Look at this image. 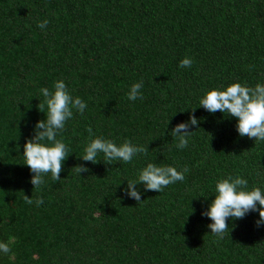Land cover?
<instances>
[{
    "label": "trees",
    "instance_id": "1",
    "mask_svg": "<svg viewBox=\"0 0 264 264\" xmlns=\"http://www.w3.org/2000/svg\"><path fill=\"white\" fill-rule=\"evenodd\" d=\"M57 80L88 107L58 133L70 153L61 180L35 187L23 145L46 115L40 90ZM140 81L143 99L128 100ZM233 82H264V0H0V241L13 247L0 264H264L258 213L230 219L222 237L201 214L220 179L264 185V141L198 107L204 90ZM195 107L205 119L179 149L171 129ZM89 128L147 155L84 162ZM148 163L190 171L161 192L138 185V202L126 178Z\"/></svg>",
    "mask_w": 264,
    "mask_h": 264
},
{
    "label": "clouds",
    "instance_id": "2",
    "mask_svg": "<svg viewBox=\"0 0 264 264\" xmlns=\"http://www.w3.org/2000/svg\"><path fill=\"white\" fill-rule=\"evenodd\" d=\"M48 21L44 20L38 24L40 29H46ZM193 61L185 57L180 61L179 67L191 68ZM143 82H135L131 85L127 99L136 101L143 99ZM45 98L47 111L45 118L34 125V135L23 145V158L32 173L31 183L38 187L45 183V176L51 174L54 181L61 180L62 166L70 155L67 146L62 139H58L60 133L74 115V109L84 114L88 105L79 97H73L64 80L54 82L53 88L44 87L40 90ZM199 106L207 112L215 114L223 113L224 118H236V131L240 137H248L257 141H264V82H258L255 86L233 82L227 86L206 89L199 98ZM188 118L176 124L171 129L173 139L178 138L176 147L184 149L189 144V139L194 133L190 130L192 126L200 128L204 117H197L195 109ZM190 108L179 112H188ZM177 114V112H176ZM171 121V119H170ZM169 121V123H170ZM168 123V125H169ZM90 140L84 147L83 155L79 156L84 162L98 163L103 159L106 163L124 162L130 163L140 154L147 155L148 149L135 145L130 140L117 144L111 139L95 137L91 128L88 129ZM95 137V138H92ZM20 147V146H19ZM19 151V148L17 149ZM102 154V156H101ZM100 157V158H98ZM78 173L88 171L86 163L77 166ZM190 169L187 167L161 166L156 163H148L140 169L135 180L127 179L124 191L128 197L136 201H142V192L138 185H143L144 191H163L164 188L185 179V174ZM215 198L210 200L207 208L201 213L211 223L208 228L213 234L223 236L229 228V220H240L251 213H258L257 227H264V185L248 186V180L243 176H228L216 182L211 195ZM204 195L206 198L211 195ZM28 203L33 201L28 199ZM37 205L44 203L43 199L36 201ZM194 212V209L193 211ZM191 212V213H192ZM13 256L11 241H0V259Z\"/></svg>",
    "mask_w": 264,
    "mask_h": 264
}]
</instances>
